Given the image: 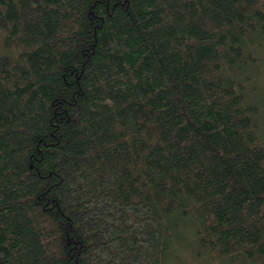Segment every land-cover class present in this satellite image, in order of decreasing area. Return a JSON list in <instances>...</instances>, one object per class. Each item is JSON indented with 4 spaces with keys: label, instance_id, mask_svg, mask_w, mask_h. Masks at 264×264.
Returning <instances> with one entry per match:
<instances>
[{
    "label": "trees",
    "instance_id": "16d2710c",
    "mask_svg": "<svg viewBox=\"0 0 264 264\" xmlns=\"http://www.w3.org/2000/svg\"><path fill=\"white\" fill-rule=\"evenodd\" d=\"M264 264V0H0V264Z\"/></svg>",
    "mask_w": 264,
    "mask_h": 264
},
{
    "label": "rangeland",
    "instance_id": "374dc122",
    "mask_svg": "<svg viewBox=\"0 0 264 264\" xmlns=\"http://www.w3.org/2000/svg\"><path fill=\"white\" fill-rule=\"evenodd\" d=\"M172 264H196V262L194 260H192L189 256H182L181 255V260H177V261H173ZM201 264V263H199ZM202 264H206V263H202Z\"/></svg>",
    "mask_w": 264,
    "mask_h": 264
}]
</instances>
